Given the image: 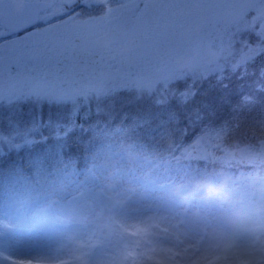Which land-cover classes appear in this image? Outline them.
Segmentation results:
<instances>
[{
  "label": "rangeland",
  "instance_id": "rangeland-1",
  "mask_svg": "<svg viewBox=\"0 0 264 264\" xmlns=\"http://www.w3.org/2000/svg\"><path fill=\"white\" fill-rule=\"evenodd\" d=\"M138 1L125 0L106 14L87 15L76 27L28 34L2 49L0 113H24L12 110L11 104L29 94L61 102L76 95L100 97L105 84L118 78L126 87L152 90L188 65L202 68L231 52L236 63L243 62L256 47L247 49L236 34L240 31L252 29L264 36V0H155L140 10ZM153 6L154 31H149L142 22L148 21ZM89 34L98 43H113L115 58H104L96 49L88 55L74 51L73 37ZM15 123L8 117L7 124ZM108 133L102 137L114 138V132ZM0 139L10 140L1 133ZM136 151L109 143L79 170L54 160L49 166L37 165L35 187L13 182L0 204L1 252L9 260L26 257L41 264H173L174 259L177 264H198L214 256L222 264H264V200L259 196L264 188L249 189L246 177L241 182L229 179L245 188L236 192L238 203L236 196L222 192L190 199L180 187L167 188L165 183L146 191L147 157L141 159ZM185 153L188 160L256 163L249 150L216 157L206 143H196ZM161 249H169L172 256Z\"/></svg>",
  "mask_w": 264,
  "mask_h": 264
},
{
  "label": "trees",
  "instance_id": "trees-1",
  "mask_svg": "<svg viewBox=\"0 0 264 264\" xmlns=\"http://www.w3.org/2000/svg\"><path fill=\"white\" fill-rule=\"evenodd\" d=\"M236 34L247 49L256 47L243 62L236 63L231 52L202 68L188 65L152 90L135 84L126 87L118 78L105 84L106 93L100 97L76 95L61 102L29 94L14 99L12 110L25 112H9L15 124H7V115L0 113V133L10 138L0 139V204L13 182L21 187L23 180L35 187L37 165L59 160L76 171L109 143L147 157L146 191L165 183L167 188L180 187L190 199L222 192L236 196L238 203L236 192L245 188L229 179L241 182L246 177L243 182L249 189L264 188V36L252 29ZM107 132H114V138H103ZM17 136L22 138H12ZM196 143H206L216 157L249 150L260 165L188 160L185 152ZM259 196L263 201L264 191ZM241 198L249 204L247 196ZM1 239L0 231V264H13L1 252Z\"/></svg>",
  "mask_w": 264,
  "mask_h": 264
},
{
  "label": "flooded vegetation",
  "instance_id": "flooded-vegetation-1",
  "mask_svg": "<svg viewBox=\"0 0 264 264\" xmlns=\"http://www.w3.org/2000/svg\"><path fill=\"white\" fill-rule=\"evenodd\" d=\"M20 1V0H14ZM26 1V0H23ZM32 2H45L51 3L50 8L45 9L38 15L37 23L26 30L13 33L7 30L0 20V52L5 47H9L18 42V40H22L21 38H26L28 34L35 35L37 33H41L48 29H52L58 26L61 27H76V25L80 24L79 19H85L87 15H102L106 14V10L113 6L114 4L117 6L122 5V1L125 0H107L104 4L94 6L89 5L88 0H76L75 3L72 0H30ZM151 3V6L155 4V0H139L136 4V8L140 10V8H144L147 5V2ZM108 4H111L108 6ZM124 4V3H123ZM155 8L154 6L148 12V21L143 20V25L148 27L149 31L153 30V22L155 24ZM137 29V28H136ZM144 31V29H143ZM75 46L74 51H78L82 54L81 50H85V53L82 55H88L93 50H101L103 53V57L107 58L108 54H110L111 59L115 58V54H112V50L115 48V45L109 41H104L102 43H98L95 41L94 34H89L85 36H74L73 39Z\"/></svg>",
  "mask_w": 264,
  "mask_h": 264
},
{
  "label": "water",
  "instance_id": "water-1",
  "mask_svg": "<svg viewBox=\"0 0 264 264\" xmlns=\"http://www.w3.org/2000/svg\"><path fill=\"white\" fill-rule=\"evenodd\" d=\"M50 6L51 3L30 0H0V20L7 30L17 33L34 26L38 15ZM81 52L84 54L85 50L82 49Z\"/></svg>",
  "mask_w": 264,
  "mask_h": 264
},
{
  "label": "snow or ice",
  "instance_id": "snow-or-ice-1",
  "mask_svg": "<svg viewBox=\"0 0 264 264\" xmlns=\"http://www.w3.org/2000/svg\"><path fill=\"white\" fill-rule=\"evenodd\" d=\"M161 251L164 252L167 256H172V253L169 249H161ZM13 264H41L40 261L33 260L31 258L21 257L18 259H15L13 261ZM173 264H177V261L174 259ZM198 264H222L220 258L218 256L214 257H208L203 259L202 261L198 262ZM238 264H242V262H238Z\"/></svg>",
  "mask_w": 264,
  "mask_h": 264
}]
</instances>
